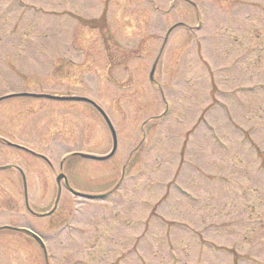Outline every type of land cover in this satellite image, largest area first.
I'll return each mask as SVG.
<instances>
[{"label":"rangeland","instance_id":"374dc122","mask_svg":"<svg viewBox=\"0 0 264 264\" xmlns=\"http://www.w3.org/2000/svg\"><path fill=\"white\" fill-rule=\"evenodd\" d=\"M0 264H264V0H0Z\"/></svg>","mask_w":264,"mask_h":264},{"label":"water","instance_id":"95a60500","mask_svg":"<svg viewBox=\"0 0 264 264\" xmlns=\"http://www.w3.org/2000/svg\"><path fill=\"white\" fill-rule=\"evenodd\" d=\"M175 26L171 27L168 31H167V34H166V37L168 35V33L174 28ZM166 40V39H165ZM158 57H156L154 63L152 64V67H151V70H150V73H149V78L152 80L153 79V73H154V69H155V66H156V63H157V60H158ZM36 96H46V97H49V98H56V99H63V100H76V101H86V102H89L91 104H94L92 101H90L89 99L87 98H83V97H53V96H49V95H36ZM96 108L99 110V112L103 115L104 119L107 121V123L109 124L110 126V129H111V132H112V139H113V147H112V150L111 152L104 156V157H95V156H92V155H86V154H81V156L83 157H86V158H92V159H106L110 156H112L115 152V149H116V137H115V134H114V131L108 121V119L106 118V116L104 115V113L96 106ZM64 176L62 174H60L58 177H57V182H59V179L60 178H63ZM65 180V179H64ZM66 183V181H65ZM72 194L76 195V196H79V197H83V198H87V199H95V198H101L103 197V195H90V194H84V193H80V192H76V191H73L71 190ZM57 198H58V195H57ZM56 202H57V199H56ZM56 204V203H55ZM53 211V209L49 212L51 213ZM33 239H35L39 244L40 246L43 248V243L42 241L40 240V238L35 235L34 233L28 231V230H25Z\"/></svg>","mask_w":264,"mask_h":264},{"label":"flooded vegetation","instance_id":"af4514ba","mask_svg":"<svg viewBox=\"0 0 264 264\" xmlns=\"http://www.w3.org/2000/svg\"><path fill=\"white\" fill-rule=\"evenodd\" d=\"M96 156H102V155H96ZM19 173V172H18ZM58 175V174H57ZM57 175H56V177H55V187H56V193L55 194H57L58 192L61 194V192H62V190L63 191H67V192H69V189L71 188V189H74V187L73 186H71L70 184H68V186H66L65 185V183H64V180H63V178H61L60 180H59V182H57L56 181V178H57ZM19 176H20V178H21V182H22V192H23V198H24V194H26V195H28V193L30 192V186L27 184L28 183V179H27V182H26V178H24L20 173H19ZM67 179V178H66ZM24 181H25V185H24ZM68 181V180H67ZM69 183V182H68ZM61 188H64V189H62L61 190ZM70 193V192H69ZM28 199V198H27ZM25 207H26V205H25ZM26 211L30 214V215H33V216H35V217H39V218H43V217H45V216H41L42 214H44V213H46V212H39V211H36V210H34L31 206H30V204H29V202H28V207H26ZM55 211V210H54ZM53 211V212H54ZM52 212V213H53ZM51 213V214H52ZM24 228H26V227H24ZM21 233H23V234H25L24 232H21ZM26 235V234H25Z\"/></svg>","mask_w":264,"mask_h":264}]
</instances>
